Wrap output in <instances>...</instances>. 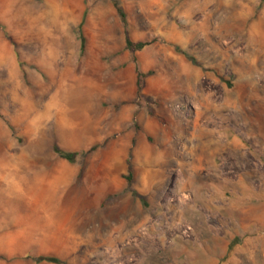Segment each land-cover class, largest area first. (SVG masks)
<instances>
[{
    "label": "rangeland",
    "instance_id": "rangeland-1",
    "mask_svg": "<svg viewBox=\"0 0 264 264\" xmlns=\"http://www.w3.org/2000/svg\"><path fill=\"white\" fill-rule=\"evenodd\" d=\"M44 1L5 0L12 11ZM116 1L129 38L149 45L125 49L112 0H58L67 19L56 86L34 83L24 57L35 45L0 18V176L18 186L0 180V211L15 209L14 230L30 215L56 235L55 252L73 257L59 264H264V0ZM134 59L154 71L139 95ZM58 92L74 98L62 103L71 119L91 95V142L66 147L14 122ZM35 207L48 209L45 221Z\"/></svg>",
    "mask_w": 264,
    "mask_h": 264
},
{
    "label": "crops",
    "instance_id": "crops-1",
    "mask_svg": "<svg viewBox=\"0 0 264 264\" xmlns=\"http://www.w3.org/2000/svg\"><path fill=\"white\" fill-rule=\"evenodd\" d=\"M57 1L58 0H46L42 6L37 9H35L32 5H26L25 8L18 7L13 11L12 9L10 10L7 8L5 0L0 1L2 4L1 7H3V12L0 13V18L6 24L7 28L13 29V27H15V35H19V37L23 39L31 38L30 44L35 45L32 47L35 48V56L27 57L28 59L26 57L24 58L28 62V66H37L38 77L34 83L39 86H56L60 85L61 81L63 80L61 69L63 58V47L61 40L62 21L63 19H67V17L66 15L64 17L61 5ZM26 72H28L29 75H32L30 74V70H27ZM16 75L17 74L8 73L6 74V79L8 78L9 81H11L14 78V80H16L19 78ZM27 78L30 77L27 76ZM91 99V95H88L87 93L82 94L79 102H83L84 105L86 103L87 106L83 105L81 107L82 103L77 105V107L81 109V113L80 115H75L76 119L75 117H72V119L69 118L70 113H67L68 108L65 107V112H63L62 106L63 101L71 102L74 101V98L71 95L67 96V94L66 96L62 97L60 92L51 94L50 97L46 99L44 104H41L43 105V108L39 110L36 109V103L34 108H29L34 103H30L28 101L29 103L27 102L23 109V111H25L29 106L28 108L30 111L28 112V116H25L27 113L26 111L23 112L21 116L13 115L12 118L14 122L18 121L23 126L25 123L27 125V129L36 126L37 129L33 134H36L38 130H42L40 132L41 134H53L66 147L85 145L94 139V134L91 133V131L88 133V126L93 119V117L91 118L88 113L91 106ZM39 101L41 102L40 97ZM31 111L37 113L36 117L30 118ZM38 115L42 117L37 119L36 122H28H32L33 119L36 120ZM18 118L20 120H18ZM41 118L42 121H40ZM23 126V131L26 133ZM26 135L28 134L26 133ZM0 180L11 183V186H9L11 191L9 192L18 193V186L12 185V176H0ZM10 210L15 209L13 208ZM10 210L7 209L5 211H0V254L7 257V259H0V264H56L45 261L35 262V259L33 260V258L40 257L42 255H56L59 260L65 262L73 260L71 254H61L55 252L56 248H53V246H56L57 244L55 241H53V238H55L56 235H53L50 231L47 232L45 229L40 228V223H38L37 220L31 219L30 215L24 217L25 219L22 217L20 218L23 220L22 224L26 225L24 228H18L14 230L12 228V224L18 223L16 222L17 218L13 216L16 211L10 212ZM34 210L35 211L32 213H36L38 216L42 214L41 219L42 221H45L47 217L45 214L47 213L48 209L46 207H35ZM67 210L69 211L70 209ZM18 214L20 213L18 212ZM49 215L52 218L54 217V215L50 213ZM38 216L37 219H39ZM58 217L62 218L60 216ZM66 237L69 239L71 238V235L67 234ZM31 248L35 251L32 255L33 258L26 259L25 252L29 251Z\"/></svg>",
    "mask_w": 264,
    "mask_h": 264
},
{
    "label": "trees",
    "instance_id": "trees-1",
    "mask_svg": "<svg viewBox=\"0 0 264 264\" xmlns=\"http://www.w3.org/2000/svg\"><path fill=\"white\" fill-rule=\"evenodd\" d=\"M112 4L115 7L117 14L120 18V21L124 27V42H125V49L131 53H134L136 51H141L143 50L147 45H149V42H143V41H138V42H134L129 38L128 35V30H127V23H126V14L123 11L122 7L119 5V3L116 0H112ZM81 25V24H80ZM79 25V27H80ZM80 41H81V48H83V43H84V39L81 36L80 37ZM179 52L183 53L182 51L179 50ZM189 60H191L192 62H194V60L191 57H188L185 53H183ZM134 64H135V74H136V92L139 95L142 88L144 87V81L146 78L150 77L153 75L154 71L153 70H148L146 72H143L142 70H140L138 63L136 62V60L134 59ZM97 146H93L89 149L88 152H92L93 150L96 149ZM53 150L57 153V155L72 163L75 161V158L77 157L78 153L77 152H67L64 150H61L60 148H58L57 146L53 147ZM127 174H125L123 176V178L126 180V182L128 183V185H131L133 180H132V176H133V172H132V167H131V163L130 161H127ZM134 194L138 197H140L139 194L135 193ZM236 244V240L231 241V243L228 245L227 248V252L226 255L223 259H227L231 253V251L234 249V246ZM38 262L40 261H47V262H52V263H56L59 264L61 263L60 260L56 257H52V256H40L36 259Z\"/></svg>",
    "mask_w": 264,
    "mask_h": 264
},
{
    "label": "bare ground",
    "instance_id": "bare-ground-1",
    "mask_svg": "<svg viewBox=\"0 0 264 264\" xmlns=\"http://www.w3.org/2000/svg\"><path fill=\"white\" fill-rule=\"evenodd\" d=\"M69 132V131H68ZM71 134V133H70ZM72 136V135H71Z\"/></svg>",
    "mask_w": 264,
    "mask_h": 264
}]
</instances>
